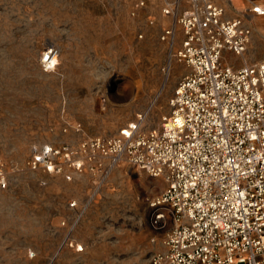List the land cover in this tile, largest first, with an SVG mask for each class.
I'll list each match as a JSON object with an SVG mask.
<instances>
[{"label": "rangeland", "instance_id": "1", "mask_svg": "<svg viewBox=\"0 0 264 264\" xmlns=\"http://www.w3.org/2000/svg\"><path fill=\"white\" fill-rule=\"evenodd\" d=\"M171 2L147 0L133 16L135 0H0V264H143L164 250L149 223L163 179L123 161L97 189L88 171L67 181L27 162L35 145L112 137L141 113L144 130L161 125L189 73L177 61L164 71L183 39L181 27L173 47L160 38L174 25L163 14ZM50 47L60 56L46 72L40 59ZM228 59L264 60V17L245 57Z\"/></svg>", "mask_w": 264, "mask_h": 264}, {"label": "built area", "instance_id": "2", "mask_svg": "<svg viewBox=\"0 0 264 264\" xmlns=\"http://www.w3.org/2000/svg\"><path fill=\"white\" fill-rule=\"evenodd\" d=\"M146 4L135 0L132 15ZM163 14L174 25L162 41L173 47L177 27L183 32L164 71L169 76L177 61L189 73L175 87L161 125L144 130L147 115L141 113L112 137L35 145L28 169L67 181L88 171L99 189L126 161L163 179L149 204V223L163 235L164 250L143 264H264V60L237 66L228 59L245 57L264 6L258 0H172ZM59 56L58 48L46 49L43 70L54 71ZM6 187L0 162V188Z\"/></svg>", "mask_w": 264, "mask_h": 264}, {"label": "bare ground", "instance_id": "3", "mask_svg": "<svg viewBox=\"0 0 264 264\" xmlns=\"http://www.w3.org/2000/svg\"><path fill=\"white\" fill-rule=\"evenodd\" d=\"M165 89H166V86L163 88V90H162V92H161V94H163L164 93V91H165ZM153 107V106H152ZM153 111V110H152ZM149 113V112H148ZM149 115V114H148ZM144 218H145V221H146V214H145V216H144ZM147 222V221H146ZM79 250H83V248L80 246V249Z\"/></svg>", "mask_w": 264, "mask_h": 264}]
</instances>
